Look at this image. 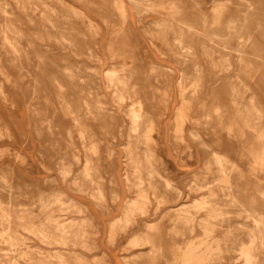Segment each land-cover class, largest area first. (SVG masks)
<instances>
[{
    "label": "rangeland",
    "instance_id": "1",
    "mask_svg": "<svg viewBox=\"0 0 264 264\" xmlns=\"http://www.w3.org/2000/svg\"><path fill=\"white\" fill-rule=\"evenodd\" d=\"M19 1L0 264H264V0Z\"/></svg>",
    "mask_w": 264,
    "mask_h": 264
},
{
    "label": "bare ground",
    "instance_id": "2",
    "mask_svg": "<svg viewBox=\"0 0 264 264\" xmlns=\"http://www.w3.org/2000/svg\"><path fill=\"white\" fill-rule=\"evenodd\" d=\"M17 1H19V0H17ZM5 2V1H4ZM6 2H9V1H6ZM5 2V3H6ZM19 2H21V1H19ZM20 4V3H19ZM124 4V3H123ZM6 5V4H5ZM8 6V5H7ZM123 8H124V6H123ZM5 11V10H4ZM44 12V11H43ZM6 13V12H5ZM8 14V13H7ZM10 14V13H9ZM8 14V15H9ZM171 14V16H169V18H171V19H173L174 17H173V14L172 13H170ZM2 27V26H1ZM11 27V26H10ZM194 29V27L193 26H191V29ZM2 29H3V27H2ZM3 31V30H2ZM1 34V33H0ZM5 41H7V43L8 44H10V48L12 47V49H14V50H18L19 49V46H18V43H17V39L16 38H14L13 40L10 38V35H9V33L8 32H5ZM252 38V37H251ZM250 39V38H249ZM248 40V39H247ZM249 42V41H248ZM242 44V43H241ZM248 51V50H247ZM241 57V56H240ZM156 70V69H155ZM118 73V72H117ZM120 78V77H119ZM119 86H121V87H124V88H128V86H129V83H128V79H127V77L125 78H122V79H120V81H119ZM166 87H167V85H166ZM165 91V90H164ZM166 92H167V90H166ZM162 95V94H161ZM166 95V94H165ZM168 95V94H167ZM164 96V95H163ZM163 96H161V97H163ZM169 96V95H168ZM131 98H133L132 96H131ZM140 98V97H139ZM164 98L166 99V97L164 96ZM161 99V98H160ZM135 101H136V99H134L133 100V102H132V104H134L135 103ZM160 103V102H159ZM162 104H163V101H162ZM158 106H159V104H158ZM185 106V105H184ZM142 107V106H141ZM133 108H134V106H133ZM162 109V108H161ZM167 109V108H166ZM135 112V111H134ZM182 112V111H181ZM136 113V112H135ZM160 113V112H159ZM162 114V113H161ZM137 115H139V114H137ZM134 116H135V114H134ZM185 117V116H184ZM135 118H136V116H135ZM181 118V117H180ZM179 118V119H180ZM134 120H136V119H134ZM184 120V119H183ZM149 121H150V119H149ZM137 122V121H136ZM180 122V121H179ZM137 124V123H136ZM150 125V124H149ZM147 126H148V124H147ZM178 126V125H177ZM134 128L135 129H133V130H137V129H139V127H138V125H135L134 126ZM183 129V128H182ZM182 129H181V131H182ZM154 130V129H153ZM179 130V129H178ZM180 131V132H181ZM152 131H150V133H151ZM153 133V132H152ZM149 134V133H148ZM145 135H146V133H145ZM150 135V134H149ZM155 135V134H154ZM182 135H183V133H182ZM149 137V136H148ZM156 138V137H155ZM149 141V140H148ZM149 146V145H148ZM151 148V147H150ZM151 153V152H150ZM152 155V154H151ZM152 157V156H151ZM103 181V180H102ZM75 185L76 186H79V183H78V180H76L75 181ZM91 192V191H90ZM98 193V192H97ZM225 195L226 196H234V198L237 200V201H239L241 204H242V206H244L245 208H244V210L245 211H248L249 212V214L252 216L253 215V211H257L256 210V208H253V207H247L243 202H242V200L241 199H239V197L238 196H236V194H235V192H234V190L231 188V186H229V187H227L226 189H225ZM102 198H103V196H102ZM200 203V204H199ZM208 203V200L207 199H203V200H200V202H197L196 204H195V207H201L202 205L204 206V208H206V206L205 205H208L207 204ZM197 205H199V206H197ZM209 206V205H208ZM188 209H189V213L187 214V220L188 221H191V220H194L195 219V210H194V208H192V207H187ZM210 208V207H209ZM206 210H207V208H206ZM210 210V209H209ZM205 211V210H204ZM210 212V211H209ZM208 212V213H209ZM207 213V214H208ZM259 213H261V212H259ZM211 214V213H210ZM210 214L208 215V216H210ZM213 215H215V214H213ZM207 217V216H206ZM211 217L212 216H210V220H211ZM207 218H209V217H207ZM199 221H201V220H199ZM203 221V220H202ZM202 221L200 222L201 223V225H202ZM208 221V220H207ZM205 222L206 224H208V222ZM211 222V221H210ZM204 223V221H203V225L205 224ZM215 223V222H214ZM205 224V225H206ZM212 224V223H211ZM204 225V226H205ZM216 225V224H215ZM208 226V225H207ZM209 226H210V223H209ZM216 227V226H215ZM33 229V228H32ZM205 229V228H204ZM208 231V230H207ZM207 236V235H206ZM210 239V238H209ZM2 241V240H1ZM211 241V240H210ZM251 255V254H250ZM14 263V262H13ZM3 264V263H2Z\"/></svg>",
    "mask_w": 264,
    "mask_h": 264
},
{
    "label": "crops",
    "instance_id": "3",
    "mask_svg": "<svg viewBox=\"0 0 264 264\" xmlns=\"http://www.w3.org/2000/svg\"><path fill=\"white\" fill-rule=\"evenodd\" d=\"M116 208H118V206Z\"/></svg>",
    "mask_w": 264,
    "mask_h": 264
}]
</instances>
